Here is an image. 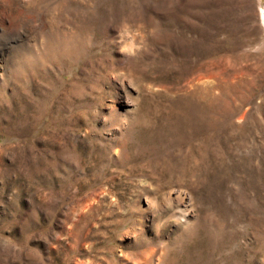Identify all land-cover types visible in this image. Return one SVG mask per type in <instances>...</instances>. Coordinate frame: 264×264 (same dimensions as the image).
<instances>
[{"label":"rangeland","instance_id":"rangeland-1","mask_svg":"<svg viewBox=\"0 0 264 264\" xmlns=\"http://www.w3.org/2000/svg\"><path fill=\"white\" fill-rule=\"evenodd\" d=\"M133 263L264 264V0H0V264Z\"/></svg>","mask_w":264,"mask_h":264},{"label":"bare ground","instance_id":"bare-ground-1","mask_svg":"<svg viewBox=\"0 0 264 264\" xmlns=\"http://www.w3.org/2000/svg\"><path fill=\"white\" fill-rule=\"evenodd\" d=\"M55 35V34H54ZM133 264H135V263H133Z\"/></svg>","mask_w":264,"mask_h":264}]
</instances>
